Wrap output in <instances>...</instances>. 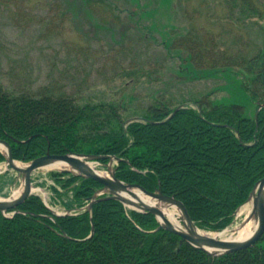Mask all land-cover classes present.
Masks as SVG:
<instances>
[{
  "label": "trees",
  "instance_id": "obj_1",
  "mask_svg": "<svg viewBox=\"0 0 264 264\" xmlns=\"http://www.w3.org/2000/svg\"><path fill=\"white\" fill-rule=\"evenodd\" d=\"M178 38L187 53L183 71L214 76L233 69L250 103L231 96L182 97L140 110L141 121L126 125L133 116L125 119L113 101L81 103L52 93L11 96L0 83V138L24 161L47 151L114 155L119 179L159 188L180 199L200 228L222 230L264 176V45L250 55L225 51L217 57L214 51L201 55L203 46L187 41H199L195 34L176 36L174 49H180ZM149 74L133 70L130 76L139 81ZM49 175L61 186L62 192L52 189L67 209L82 207L102 186L67 172ZM16 210L12 217L0 212V264H264V232L248 248L213 256L156 229L151 212L128 209L115 199L97 201L91 216L80 210L52 217L36 195Z\"/></svg>",
  "mask_w": 264,
  "mask_h": 264
},
{
  "label": "rangeland",
  "instance_id": "obj_2",
  "mask_svg": "<svg viewBox=\"0 0 264 264\" xmlns=\"http://www.w3.org/2000/svg\"><path fill=\"white\" fill-rule=\"evenodd\" d=\"M194 34L199 41H187L203 46L201 55H250L264 45V0H0V83L11 96L113 101L125 119L182 97L231 96L249 104L237 71H183V42L178 38L180 49H174L171 41ZM133 70L150 74L137 81ZM94 165L106 174L100 162ZM51 170L40 168L36 177L41 181ZM40 190L41 197L52 194L46 185Z\"/></svg>",
  "mask_w": 264,
  "mask_h": 264
},
{
  "label": "water",
  "instance_id": "obj_3",
  "mask_svg": "<svg viewBox=\"0 0 264 264\" xmlns=\"http://www.w3.org/2000/svg\"><path fill=\"white\" fill-rule=\"evenodd\" d=\"M0 145L5 147L3 153L5 152L7 163L18 171L23 178V188L17 197L13 199L0 198V210L3 213L9 209L17 207L31 194L32 171L50 165L56 161H61L69 167L64 168L63 170L70 171L85 178L95 179L103 185L101 189L91 196V201L86 206V209L90 213L95 202L103 198L117 199L129 208L151 212L159 221L158 228H164L179 235L182 240L186 241L188 244L211 255H223L245 249L254 244L264 232V176L255 183L247 199V202H251V210L245 221L254 218L256 220V227L244 238L229 240L221 238L219 235L213 237L201 233L199 227H197L189 215L183 202L173 196L162 194L159 188L155 191H149L139 184L124 183L116 177L115 169H112L109 163L107 164L109 176L97 173L88 162L90 160H97L103 156L79 153L50 154L47 152L45 155L29 161L25 166H21L18 165L13 158L12 149L9 143L0 139ZM100 194H107V196L97 197ZM141 194L146 197H143ZM148 198L155 199V201H149ZM159 202H162L167 206H177L180 212L182 226L170 221L164 215L165 212L159 206ZM240 208L241 206L235 211L236 216L238 215ZM224 230L225 229L221 232ZM93 231L94 226L92 225L91 234L89 236L92 235Z\"/></svg>",
  "mask_w": 264,
  "mask_h": 264
},
{
  "label": "bare ground",
  "instance_id": "obj_4",
  "mask_svg": "<svg viewBox=\"0 0 264 264\" xmlns=\"http://www.w3.org/2000/svg\"><path fill=\"white\" fill-rule=\"evenodd\" d=\"M62 167H66V164L64 162L61 161H56L48 166H46V169H51V168H62ZM138 192V191H137ZM143 195V194H142ZM142 197V196H141ZM251 210V202L245 203L242 205L240 211H239V216L243 217V222L240 224H236L233 228L228 229V230H224L221 233H216V232H206V231H201V233L205 234V235H209V236H217L219 235L220 237L229 239V240H234V239H241L244 238L246 236H248L256 227V220L254 218H251L247 221H245V219H247L246 217L249 215ZM177 213H179V210H176V207L173 210H166L164 215L172 222H174V220H176V218H174ZM243 226V227H242ZM242 227V228H241Z\"/></svg>",
  "mask_w": 264,
  "mask_h": 264
}]
</instances>
